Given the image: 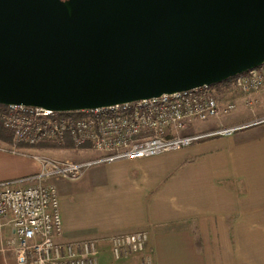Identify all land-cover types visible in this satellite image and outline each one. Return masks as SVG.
<instances>
[{
    "label": "water",
    "instance_id": "water-1",
    "mask_svg": "<svg viewBox=\"0 0 264 264\" xmlns=\"http://www.w3.org/2000/svg\"><path fill=\"white\" fill-rule=\"evenodd\" d=\"M263 64L264 0H0L4 107L107 108Z\"/></svg>",
    "mask_w": 264,
    "mask_h": 264
},
{
    "label": "crops",
    "instance_id": "crops-1",
    "mask_svg": "<svg viewBox=\"0 0 264 264\" xmlns=\"http://www.w3.org/2000/svg\"><path fill=\"white\" fill-rule=\"evenodd\" d=\"M218 101L234 104L240 116L218 118L215 127L264 116L247 110L242 96L233 92ZM11 147L0 141V181L37 173L34 155L73 163L98 157L72 147L21 148L22 154L11 153ZM51 183L59 198L60 240H96L97 264H144V258L149 264H264L262 127L150 158L95 166L76 181ZM137 231L147 235L146 250L115 260L109 239ZM10 236L11 227L0 220V264H16L5 245Z\"/></svg>",
    "mask_w": 264,
    "mask_h": 264
},
{
    "label": "built area",
    "instance_id": "built-area-1",
    "mask_svg": "<svg viewBox=\"0 0 264 264\" xmlns=\"http://www.w3.org/2000/svg\"><path fill=\"white\" fill-rule=\"evenodd\" d=\"M264 87V64L232 78L229 91L244 99ZM250 105V102H246ZM234 104L221 105L217 91L202 87L163 94L107 108L58 113L51 110L5 106L0 125L12 136L11 153L21 148L55 144L81 151H93L98 157L79 163L62 162L45 156L31 158L39 165L37 173L9 181H0V220L11 227L5 245L12 250L16 264H97L98 242H63L59 198L53 180L76 181L89 169L120 160H140L190 147L201 140L231 136L264 125V116L217 131L182 135L198 122L230 113ZM115 260L141 254L146 250L143 231L114 235L109 239ZM144 264H149L147 258Z\"/></svg>",
    "mask_w": 264,
    "mask_h": 264
},
{
    "label": "rangeland",
    "instance_id": "rangeland-1",
    "mask_svg": "<svg viewBox=\"0 0 264 264\" xmlns=\"http://www.w3.org/2000/svg\"><path fill=\"white\" fill-rule=\"evenodd\" d=\"M263 90H264V87L259 92L253 94L248 100L244 99L242 97L244 99L245 103L247 101L251 103L250 105L246 104L247 110H250V112H251L252 109H255L256 110L255 114H257V115H264V93H261ZM225 92H233L236 95H240L237 92H234V91H231V90L230 91L229 90H225V91H221V92L218 91L217 92V98H220V95L225 93ZM256 95H257V97H256ZM223 102H226V101H223ZM229 103H227V104H229ZM225 105L226 104H224L223 106H225ZM235 109L233 111H231L230 113H226V114L221 113L219 116H217L213 120H210V121H207V122L195 123V124H193L191 126V128L189 130L183 132L182 135L202 134V133H207V132H212V131H217V130H220V129H223V128H227V127H215L216 125H214L213 123H214L215 120H217L218 118H221V117L224 118L225 120H233L235 118H238V116H240V115H239V113H237V109L236 110ZM259 117H261V116H259ZM257 127L264 128V125H260V126H257ZM11 141H12V137H11ZM11 143L13 144V141ZM26 149H29V148H26ZM45 152L46 153H48V152L51 153L50 151H45ZM78 153L86 154L85 152H82V151H78Z\"/></svg>",
    "mask_w": 264,
    "mask_h": 264
},
{
    "label": "trees",
    "instance_id": "trees-1",
    "mask_svg": "<svg viewBox=\"0 0 264 264\" xmlns=\"http://www.w3.org/2000/svg\"><path fill=\"white\" fill-rule=\"evenodd\" d=\"M231 80L232 79H229L225 82H222L218 85L213 86L212 88H214L217 92L229 90ZM4 109H5V107L0 105V111H3ZM11 137H12L11 134L0 125V141H3L7 144H11V142H12ZM66 145L67 146H65V147H72L70 143H67ZM37 148H61V147H59L55 144H41ZM196 244H197V246L199 245V240L196 241Z\"/></svg>",
    "mask_w": 264,
    "mask_h": 264
},
{
    "label": "flooded vegetation",
    "instance_id": "flooded-vegetation-1",
    "mask_svg": "<svg viewBox=\"0 0 264 264\" xmlns=\"http://www.w3.org/2000/svg\"><path fill=\"white\" fill-rule=\"evenodd\" d=\"M61 1H66V0H61Z\"/></svg>",
    "mask_w": 264,
    "mask_h": 264
}]
</instances>
